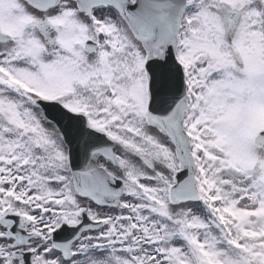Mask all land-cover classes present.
<instances>
[{
	"label": "snow or ice",
	"instance_id": "obj_1",
	"mask_svg": "<svg viewBox=\"0 0 264 264\" xmlns=\"http://www.w3.org/2000/svg\"><path fill=\"white\" fill-rule=\"evenodd\" d=\"M0 264H264V0H0Z\"/></svg>",
	"mask_w": 264,
	"mask_h": 264
}]
</instances>
